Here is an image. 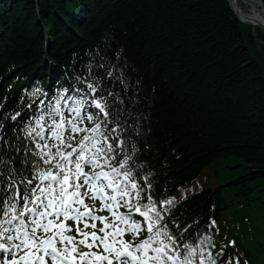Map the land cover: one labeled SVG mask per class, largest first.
<instances>
[{"label":"trees","instance_id":"1","mask_svg":"<svg viewBox=\"0 0 264 264\" xmlns=\"http://www.w3.org/2000/svg\"><path fill=\"white\" fill-rule=\"evenodd\" d=\"M251 31L227 0H0V160L11 161L0 189L8 169L31 177L37 158L12 116L24 112L30 76L46 83L40 67L53 66L61 79L99 81L111 127L123 129L156 198L232 159L235 176L169 219L185 238L207 236L215 221L213 240L233 238L247 264H264V36L259 51Z\"/></svg>","mask_w":264,"mask_h":264},{"label":"snow or ice","instance_id":"2","mask_svg":"<svg viewBox=\"0 0 264 264\" xmlns=\"http://www.w3.org/2000/svg\"><path fill=\"white\" fill-rule=\"evenodd\" d=\"M84 83L86 89H76L82 95H67L64 88L54 104L39 100L41 108L25 127L31 143L24 151L38 159L31 160V177L25 174L23 181L13 178L14 168L8 169L7 188L0 189L6 193L0 197V264H196L198 248L200 264H216L211 254L203 255L207 238L199 246L182 245L164 222L168 208L157 207L151 194L144 201V187L131 168L133 157L118 138L123 129L118 123L109 127L108 97L96 95L98 80ZM40 94L38 89L31 93ZM92 106L98 111H89ZM5 163L11 161L0 160V166ZM101 210L112 219L98 215Z\"/></svg>","mask_w":264,"mask_h":264},{"label":"rangeland","instance_id":"3","mask_svg":"<svg viewBox=\"0 0 264 264\" xmlns=\"http://www.w3.org/2000/svg\"><path fill=\"white\" fill-rule=\"evenodd\" d=\"M250 30H252L251 32H252L253 38L256 41V44L259 45V46H256V49L261 51L262 47L260 45V42L257 43V37H256L258 29H253L250 27ZM259 31L264 35L263 30L259 29ZM234 166H237V165H234V161L232 159L224 160L219 164L209 166L206 169V171H204L198 177L197 185H196L197 189L199 190L214 189L216 186L226 183L232 176H235L236 173L239 172L238 169L232 168ZM191 189L188 190L186 188H182L183 194L178 198V200L183 199L184 197L192 194L193 191Z\"/></svg>","mask_w":264,"mask_h":264},{"label":"bare ground","instance_id":"4","mask_svg":"<svg viewBox=\"0 0 264 264\" xmlns=\"http://www.w3.org/2000/svg\"><path fill=\"white\" fill-rule=\"evenodd\" d=\"M227 1L238 21L247 24L253 29H258V31L259 29L264 31V11L259 5H254L248 0Z\"/></svg>","mask_w":264,"mask_h":264},{"label":"water","instance_id":"5","mask_svg":"<svg viewBox=\"0 0 264 264\" xmlns=\"http://www.w3.org/2000/svg\"><path fill=\"white\" fill-rule=\"evenodd\" d=\"M248 1L252 2L254 5H259L264 11V4L260 0H248Z\"/></svg>","mask_w":264,"mask_h":264}]
</instances>
